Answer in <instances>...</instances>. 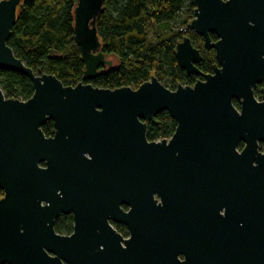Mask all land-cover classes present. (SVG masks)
I'll use <instances>...</instances> for the list:
<instances>
[{"label": "water", "instance_id": "95a60500", "mask_svg": "<svg viewBox=\"0 0 264 264\" xmlns=\"http://www.w3.org/2000/svg\"><path fill=\"white\" fill-rule=\"evenodd\" d=\"M24 1L0 2V70L34 87L26 101L0 87V264H264V100L253 93L264 80V0H194L188 27L217 63L203 74L185 37L175 58L201 79L176 90L156 77L138 89L84 83L113 65L97 31L105 0L74 10L83 82L36 74L8 44ZM163 111L176 130L150 142ZM62 214L73 216L70 235L55 230Z\"/></svg>", "mask_w": 264, "mask_h": 264}, {"label": "trees", "instance_id": "16d2710c", "mask_svg": "<svg viewBox=\"0 0 264 264\" xmlns=\"http://www.w3.org/2000/svg\"><path fill=\"white\" fill-rule=\"evenodd\" d=\"M77 0H25L13 27L9 46L36 74L54 75L64 86L75 87L83 82L85 64L74 39V10ZM194 0H105L97 20L101 51L112 60L111 67H102L90 83L102 89L140 85L156 77L170 90L185 84L193 86L199 76H189L175 58L177 44L185 37L201 51L196 64L203 74H212L215 52L204 48L188 24L194 19ZM215 40L214 36H211ZM0 87L6 98L26 101L34 93L31 80L19 73L0 70ZM176 122L163 111L148 123L150 142L169 139ZM42 130L53 135L54 125L48 121ZM243 149L244 144H240ZM3 191L0 189V199ZM118 230L127 235L126 228ZM55 230L62 235L73 232L71 215H61Z\"/></svg>", "mask_w": 264, "mask_h": 264}, {"label": "flooded vegetation", "instance_id": "af4514ba", "mask_svg": "<svg viewBox=\"0 0 264 264\" xmlns=\"http://www.w3.org/2000/svg\"><path fill=\"white\" fill-rule=\"evenodd\" d=\"M198 36V35H197ZM211 36H214V35H211ZM199 37V36H198ZM201 38V37H200ZM212 38V37H211ZM214 38H215V40H213V41H217V37L216 36H214ZM203 39V38H202ZM203 43H204V40H203ZM214 51V50H213ZM201 52V51H200ZM215 52V51H214ZM189 76H193V75H189ZM201 79V77H199L198 79H197V81H199ZM196 81V82H197ZM188 86V85H187ZM253 93H254V97H255V99L257 100V101H260V102H262L263 100H264V80L260 83V84H258L254 89H253ZM236 104V106L238 105L237 103H235ZM175 121V120H174ZM176 122V121H175ZM54 133V132H53ZM53 136V135H52ZM51 137V136H50ZM170 139V138H169ZM164 140V139H163ZM158 141H161V140H158ZM155 142V141H154ZM260 150L261 151H264V144H260ZM63 215V214H62ZM71 215V214H70ZM61 216V215H60ZM72 216V215H71ZM72 219H73V216H72ZM73 225H74V220H73ZM112 225H113V227L116 229V231L118 232V233H120L122 236H124V237H128V232H127V235H125V234H123V233H121L119 230H118V226H123V225H120V224H116V223H112ZM123 227H125V226H123ZM126 228V227H125ZM126 231H127V229H126Z\"/></svg>", "mask_w": 264, "mask_h": 264}, {"label": "built area", "instance_id": "2783aa9c", "mask_svg": "<svg viewBox=\"0 0 264 264\" xmlns=\"http://www.w3.org/2000/svg\"><path fill=\"white\" fill-rule=\"evenodd\" d=\"M1 1H3V0H0V2H1ZM181 85H182V86H187V85H185V84H181Z\"/></svg>", "mask_w": 264, "mask_h": 264}]
</instances>
